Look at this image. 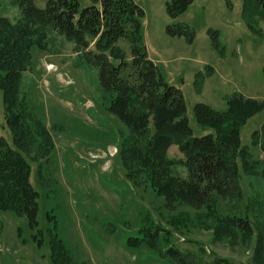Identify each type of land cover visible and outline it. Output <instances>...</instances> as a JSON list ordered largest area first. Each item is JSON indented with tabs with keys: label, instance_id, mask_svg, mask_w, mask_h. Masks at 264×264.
<instances>
[{
	"label": "rangeland",
	"instance_id": "rangeland-1",
	"mask_svg": "<svg viewBox=\"0 0 264 264\" xmlns=\"http://www.w3.org/2000/svg\"><path fill=\"white\" fill-rule=\"evenodd\" d=\"M135 1L145 10L150 56L184 91L195 134L208 132L194 113L199 102L226 110L227 98L236 91L264 100V37L253 29H263L264 19L256 0H194L176 18L167 12L169 0ZM0 15L16 21L20 9L15 0H0ZM177 22L190 26L192 41L168 32L167 26ZM210 28L217 31L218 46ZM88 49L95 50L94 42ZM86 52L52 29L44 46L32 48L34 65L24 72L21 89L31 111L49 129L53 145L47 153L34 146L27 154L39 192L37 224L27 215L0 210V264H178L162 254L171 246L207 260L223 256L235 264H264L257 256L264 236V153L253 143L264 108L241 128L242 143L249 149L248 156L237 158L241 192L218 195L198 207L186 201L168 204L146 172L128 175L120 145L129 129L103 104L98 66ZM0 135L13 143L1 89ZM167 152L184 158L177 143ZM246 158L255 164L254 171L245 169ZM173 173L187 175L181 164L173 166ZM179 216L186 219L174 227L172 220ZM228 216L249 218L254 232L226 229L220 234L219 222ZM151 225L170 232L161 229L155 245L128 244L130 236H143Z\"/></svg>",
	"mask_w": 264,
	"mask_h": 264
},
{
	"label": "trees",
	"instance_id": "trees-1",
	"mask_svg": "<svg viewBox=\"0 0 264 264\" xmlns=\"http://www.w3.org/2000/svg\"><path fill=\"white\" fill-rule=\"evenodd\" d=\"M193 1L169 0V16L178 17ZM256 1L264 19V0ZM15 2L20 9L16 21L0 15V89L13 132V143L0 135V210L27 215L32 225L37 224L39 192L31 180L32 165L27 154L34 146L49 152L53 139L47 126L31 111L21 85L24 72L34 65L32 48L36 44L44 46L49 29L73 42L77 51L87 50L98 66L102 102L129 129L123 133L120 145L123 162L130 169L128 175L146 172L158 191L166 195L168 204L186 201L198 207L211 204L218 195L241 192L237 158L249 155L248 146L242 143L241 128L264 108V100L236 91L227 98L226 110L199 102L194 113L208 132L195 134L187 116L184 91L167 79L160 64L150 56L144 38L145 10L135 0H90L85 5L81 0H46L44 6H39L37 0ZM253 29L264 37V28ZM167 30L188 41L194 38L190 26L182 22L169 24ZM209 33L218 46L217 31L210 28ZM92 42L95 50L88 49ZM172 143L179 145L184 158L169 157ZM253 143L260 144L264 153V122L260 130L254 131ZM178 164L185 167L186 177L173 173V166ZM244 167L250 172L255 170L249 158ZM185 219L174 217V227ZM161 229L170 232L151 225L143 236H130L128 244L155 245ZM226 229L247 235L254 232L245 216H228L220 221V234ZM259 240L257 256L264 260V236ZM162 254H169L178 264H235L227 257L207 260L202 254L174 246Z\"/></svg>",
	"mask_w": 264,
	"mask_h": 264
}]
</instances>
